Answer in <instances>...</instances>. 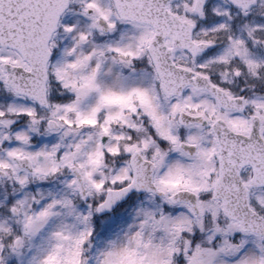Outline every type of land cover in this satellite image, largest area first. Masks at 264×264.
Segmentation results:
<instances>
[{"label":"snow or ice","instance_id":"1","mask_svg":"<svg viewBox=\"0 0 264 264\" xmlns=\"http://www.w3.org/2000/svg\"><path fill=\"white\" fill-rule=\"evenodd\" d=\"M0 264H264V0H0Z\"/></svg>","mask_w":264,"mask_h":264}]
</instances>
